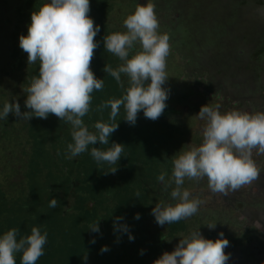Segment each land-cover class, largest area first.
<instances>
[{
  "label": "clouds",
  "instance_id": "obj_1",
  "mask_svg": "<svg viewBox=\"0 0 264 264\" xmlns=\"http://www.w3.org/2000/svg\"><path fill=\"white\" fill-rule=\"evenodd\" d=\"M155 8L152 0L137 5L124 20L126 32L103 37L106 51L123 62L116 68L105 65L103 71L114 78L123 94L98 106L99 112L110 109V122L97 121L93 125L95 131H90L83 117L91 110L92 93L104 88V80L97 78L91 70L98 47L95 37L100 26L88 15L89 0H50L41 6L31 14L27 35L19 38L20 48L27 53L28 64L39 61L38 76H33L30 85L24 89L27 93L24 104L29 111L22 112L16 101L6 102L0 111V120L10 113L27 121L33 116L47 119L53 114L69 123L72 142L66 146L68 159L89 151L90 145H109V137L119 126L116 118L121 107L125 111L123 120L129 125H135L141 110L145 118L157 120L164 113L169 98V91L163 85L169 78L166 59L170 44L168 34L158 31L160 24ZM137 43L140 51L130 56ZM122 76L127 77V86ZM220 108L219 104H205L196 114L199 119L206 120L203 142L199 146L190 145L189 150L173 160L172 180L165 183V189L174 183L170 196L178 202L157 204L152 208L151 214L158 225L172 224L198 212L201 201L182 187L185 178L199 181L207 177L213 193L227 195L257 181L264 171L253 159V154L264 156V111L221 113ZM124 146L112 142L106 150L91 147L90 155L97 164L117 165ZM116 171L117 167H112L108 172L115 174ZM165 176L166 173H161L157 179L164 182ZM58 203L53 198L49 207L55 208ZM134 218L139 220V213ZM89 228L99 233L98 220ZM114 230L124 232L130 241L134 240L127 225L114 223ZM18 233L19 229L12 228L0 236V264H16L17 253L21 254L20 264H36L44 255L47 232L42 234L40 228L32 227L30 235L19 239ZM218 235V239L211 240L199 230L192 231L153 264H227L230 256L224 250L229 241L222 232ZM107 251V246L101 247V253Z\"/></svg>",
  "mask_w": 264,
  "mask_h": 264
},
{
  "label": "trees",
  "instance_id": "obj_2",
  "mask_svg": "<svg viewBox=\"0 0 264 264\" xmlns=\"http://www.w3.org/2000/svg\"><path fill=\"white\" fill-rule=\"evenodd\" d=\"M19 1L20 5L14 9L19 22L16 26L22 35H27L31 14L50 1ZM8 4L14 5L13 1ZM94 23L100 26V32L95 37L98 47L91 70L104 80V88L92 93L91 110L83 117L90 131H95L93 125L97 121L110 122V109L99 112L98 106L123 94L114 78L103 71L105 65L116 68L123 62L104 48L103 37L109 35L108 29ZM221 39L223 43L224 37ZM13 48L14 65L8 75L18 77L21 86L11 93L4 88L5 99H0V108L6 102L11 103L10 99H17L21 111L25 112L29 109L24 104L27 95L24 89L33 76H38L39 61L28 64L27 53L20 47ZM122 80L127 86V77L122 76ZM168 109L155 121L145 118L141 110L135 125H129L123 120L125 111L121 107L116 118L119 126L109 137L110 144L90 145L89 151L71 159L66 157V146L72 142L71 125L55 115L50 114L47 119L33 116L27 121L10 113L0 120V127L3 126L0 131V236L12 228L19 229L18 239L30 235L32 227L40 228L42 234L47 232L44 255L36 264H122L124 259L141 264L139 258L130 257L128 234L114 230V223L128 226L134 219L135 209L140 210V219L145 211L144 197L134 189L141 182V164L151 163L161 145L172 141L173 146L180 134L176 129L173 131L168 120L173 111ZM112 142L125 145L117 165L97 164L90 155L91 147L106 150ZM112 167H117L115 174L108 172ZM155 170L150 167L149 175H156ZM16 176L19 179L12 181ZM53 198L59 203L50 208ZM102 210L106 213L101 218L102 228L99 226L100 232L94 233L89 225L100 219L98 214ZM118 217L122 219L117 220ZM169 227L184 230L185 224L180 221ZM120 233L124 235L119 237ZM102 246H107L109 251L101 253ZM20 259L21 254L17 253L16 264H20Z\"/></svg>",
  "mask_w": 264,
  "mask_h": 264
},
{
  "label": "crops",
  "instance_id": "obj_3",
  "mask_svg": "<svg viewBox=\"0 0 264 264\" xmlns=\"http://www.w3.org/2000/svg\"><path fill=\"white\" fill-rule=\"evenodd\" d=\"M101 2L100 0H89L90 12L88 15L94 22L96 21L99 24L106 22V14L102 16L98 13L102 6ZM18 23L16 18L12 22V29L8 31L5 37L0 39L2 41L0 42V74L4 77L5 75L9 76V70L14 65L13 46L20 47L19 38L22 35V30L16 26ZM17 29L18 36L16 35ZM2 34L5 35L4 32ZM5 43L9 45L8 48L5 47ZM7 83L8 81L2 80L0 75V95L2 96H0V99L2 101L5 99L6 91H4V88L8 87ZM20 86L19 81L12 83L13 88H20ZM15 100L17 99H10L9 101L13 102ZM187 105L190 106L188 103H185L184 106L187 107ZM184 106L179 105V110L173 111V115L168 118L171 125H173V131L176 129L180 133L178 141H175L173 146L172 141L166 145H161L157 150L156 158L151 163L141 164V182L139 186H134V189L143 195V203H145L143 209L145 211L140 220L134 218L128 224V231L135 239L130 241L127 235V244L131 252L130 257L139 258L141 264H153L162 253L171 252L179 239L188 236L192 231L199 230L206 239L211 240L218 239V234L221 232L224 234V238L229 241V246L224 250L230 256L227 264H264L263 255L261 257L254 254L255 251L259 252L254 248L256 245H260L262 246L261 249H264V187L260 183L253 182L242 186L235 192L223 195L213 193L210 190L207 177L199 181L185 178L182 187L189 190L191 196L199 199L201 204L195 215L180 220L185 224L184 230L171 229L169 224L158 225L151 214L152 208L157 204L174 205L178 202L170 196L172 188L175 187L174 183L165 189V183L172 180L173 160L180 153L189 150L190 145L199 146L203 142V129H187L186 125H191L197 118L191 114V111L182 110ZM225 107L224 112L228 109V106ZM233 108L232 110H238L237 107ZM0 111H2V108H0ZM175 120L177 124L174 122ZM204 122L206 123V120ZM198 124L201 126L200 120H198ZM256 163L258 167L264 168V156L256 157ZM150 167L156 169V175H149ZM161 173H166L164 182L157 179ZM263 176V173H261V179ZM260 182L263 184V180ZM133 213L134 216L136 213L141 214L138 209H135ZM105 215L106 213L103 210L98 214V217H100L98 224L101 228L103 223L101 218ZM213 224H215L213 228L208 227ZM104 231L108 230L105 229ZM135 232L138 233L134 234ZM114 234L116 236V233ZM131 263H133L131 259L130 262L125 259L122 261V264Z\"/></svg>",
  "mask_w": 264,
  "mask_h": 264
},
{
  "label": "flooded vegetation",
  "instance_id": "obj_4",
  "mask_svg": "<svg viewBox=\"0 0 264 264\" xmlns=\"http://www.w3.org/2000/svg\"><path fill=\"white\" fill-rule=\"evenodd\" d=\"M100 1L102 6L98 13L103 16V5L108 0ZM144 1V4L148 2ZM152 2L156 5L155 12L166 13L164 26L165 33L169 36L170 50L180 57H188L183 58L187 62L175 65L176 68L184 69L185 78L191 83H195L197 79L204 80L201 87L205 94H208L206 89L213 91L205 98L195 93V104L203 106L217 100L216 104L221 105L222 109V106L233 101L234 107L250 114L264 109V66L260 63L264 56V0ZM212 18L217 20L216 26L208 21ZM101 24L106 27L105 23ZM108 33L115 31L108 29ZM221 37H224L223 43ZM222 50L224 57L217 53ZM247 88L252 90L246 91ZM255 102L261 105L252 107ZM166 104L171 111H177L170 103ZM184 105L185 102L180 103V106ZM189 107L184 106L182 110L188 112ZM253 159L256 160L255 154ZM262 173L264 175V171ZM262 180L263 184L260 182ZM254 183H260L264 187V176L262 179L260 176ZM254 248L259 250L254 254L261 257L263 255L264 258L262 246L256 245Z\"/></svg>",
  "mask_w": 264,
  "mask_h": 264
},
{
  "label": "rangeland",
  "instance_id": "obj_5",
  "mask_svg": "<svg viewBox=\"0 0 264 264\" xmlns=\"http://www.w3.org/2000/svg\"><path fill=\"white\" fill-rule=\"evenodd\" d=\"M8 1H13V6L8 4ZM148 1V0H146ZM20 1L19 0H0V39L1 37H5L6 34L8 33V31H10L12 29V22L15 21L16 19V15H15V8L18 7L20 5ZM145 3L144 0H108L106 2L105 5H103L104 9L103 12L104 14H106V18H105V26L108 29L114 30L115 33L116 32H120V33H124L126 32V28L124 26V20L126 19V17L130 14H132L135 11V8L137 7V5H143ZM160 27H159V32L161 34L165 33V26H164V20H166V13L163 11L160 12H156ZM209 22L213 23V26L217 25V20L215 18H212V20H208ZM207 22V21H206ZM7 31V32H6ZM5 33V35L3 36L2 33ZM18 29L16 30V35L18 36ZM0 42H2L0 40ZM5 47L8 48L9 45L7 43H5ZM230 45V44H229ZM231 47V46H230ZM140 51V44L137 43L134 46V49L132 50L131 54L134 55L136 54V52ZM218 53V52H217ZM219 54V53H218ZM219 55H222L221 57L225 56V53L222 52ZM220 56L219 58L222 59ZM183 58H188L187 56L183 57L178 54L173 53V51L170 50L169 55L166 59V72L168 75V80L165 82V84L163 85L164 88H166L169 91V98L166 101V103H171V105H173V107H175V110H179V105L182 102L188 103L190 105V109L189 111H191V114L194 115L197 119L191 124V125H186L187 129L189 130V128L191 130H194L195 128H201L203 129L206 126V123L204 122V120L199 119V117L196 115L199 112V109L201 107V105L199 104H194V100L193 97H195V93L197 95H202V96H206L211 94L213 91H209L208 89H206V91L208 92V94H204L203 93V87H201V83L204 81L202 79H197L196 80V85L195 83H191L189 82L190 80L188 78H185V70L182 69L181 67L176 68L175 65H180L182 63H185L187 61H185V59ZM261 65L262 67L264 66V56L261 59ZM2 76V80H4L5 82L8 81L7 85H8V89L7 91L9 93H11L14 89L12 87V83L19 81L18 77H10V76H6L5 77L0 74ZM6 85V86H7ZM197 87V90L195 89V87ZM252 88H247L246 91H251ZM17 97V96H16ZM214 101V100H213ZM234 102L230 101L228 103V109L226 112L231 111L232 109H234L233 104ZM210 106H215L216 101L212 102V103H208ZM263 104V103H262ZM261 105V103H253L252 107ZM225 106H222V109H220L221 113H224V109L227 108ZM225 107V108H224ZM237 109V108H236ZM223 111V112H222ZM258 111H264V109H259ZM173 112L169 113L171 117V115ZM182 118V117H181ZM172 120V119H171ZM198 120H200L201 122V126L198 124ZM173 121V120H172ZM176 122V120L174 121ZM177 124V122H176ZM175 124V125H176ZM1 128H3V126L0 127V131ZM3 134V133H1ZM7 134L5 133L4 139L7 140ZM0 169H2L1 165H0ZM19 179V176H16V178H13L12 181H16ZM1 182V180H0ZM16 195V194H15ZM138 232H135L134 234H137ZM124 234L120 233L119 237H122ZM124 238L126 239V234L124 236Z\"/></svg>",
  "mask_w": 264,
  "mask_h": 264
}]
</instances>
